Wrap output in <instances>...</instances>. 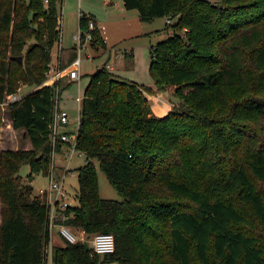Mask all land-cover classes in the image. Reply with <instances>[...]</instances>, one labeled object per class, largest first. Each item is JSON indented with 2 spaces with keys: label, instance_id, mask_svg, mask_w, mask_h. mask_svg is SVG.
Listing matches in <instances>:
<instances>
[{
  "label": "trees",
  "instance_id": "trees-1",
  "mask_svg": "<svg viewBox=\"0 0 264 264\" xmlns=\"http://www.w3.org/2000/svg\"><path fill=\"white\" fill-rule=\"evenodd\" d=\"M59 1L0 0V139L6 111L31 143L0 147V264H44L49 246L53 264H264V0H122L142 21L166 17L170 33L150 49L155 87L107 61L90 74L76 203L56 219L75 233H112L104 254L63 236L51 243L49 205L31 183L52 169L56 95L71 84L65 75L44 83L61 36ZM89 19L80 15L81 29ZM92 34L90 47L105 49L102 30ZM61 50L60 70L77 57L75 45ZM21 84L33 88L3 109ZM168 86L179 104L167 112L160 93L151 106L147 94ZM95 161L120 200L100 195Z\"/></svg>",
  "mask_w": 264,
  "mask_h": 264
},
{
  "label": "rangeland",
  "instance_id": "rangeland-1",
  "mask_svg": "<svg viewBox=\"0 0 264 264\" xmlns=\"http://www.w3.org/2000/svg\"><path fill=\"white\" fill-rule=\"evenodd\" d=\"M121 1V0H119ZM122 2V1H121ZM58 7L60 10L61 18H64L66 22V26L63 32V40L68 42V18L72 15H77L78 10H94L92 12H96L97 14L104 15V11L106 6L103 4L102 0H61L58 3ZM122 9H116L113 13L112 17L107 16L105 19V25L108 32V43L113 47L120 48L122 52H117L115 59L111 58V63H114L113 71L122 78H127L130 80H134L142 85L150 86L152 88L155 87L154 77L149 71L150 68V60L151 46L156 44L157 42L165 39L170 33V30L167 31L165 27L166 17H156L151 21H142L139 18L138 10L136 8H125L122 6ZM81 29V28H80ZM82 31H86L87 29H81ZM59 44V43H58ZM52 61L58 60L61 55V51L56 53V46L53 49ZM102 48L93 49L90 46H86L81 49V65H80V87L81 93H84V89L89 81L90 74L96 70V68L107 59V54H99L102 51ZM128 50V51H127ZM129 51L131 53V57L128 55ZM116 52V51H115ZM71 54V51L68 53V57ZM59 55V56H57ZM57 61L51 65L53 71L57 70L55 65L59 66ZM68 68L65 67L64 71ZM50 69V70H52ZM52 72V71H51ZM50 74V73H49ZM50 76V75H49ZM48 78V76H47ZM48 80V79H47ZM62 82H67V76H63ZM21 91L27 90L29 87L21 84ZM20 85V86H21ZM26 87V88H25ZM18 92L20 95L23 92ZM78 94V83L77 81L71 82L69 86H66L62 89L60 94V104L63 108H65L69 116L72 120V124L69 126V130L77 127L76 120L78 117V102L76 100V96ZM150 97L151 106L152 103L154 106H157L156 103V94H147ZM164 106L167 107V112L177 106L179 104V99L174 95V87L168 86L166 90L162 92ZM9 116L6 111L3 112L2 125H1V139L2 146L4 147H12L11 149L23 148L27 149L31 147V143L28 137L25 135L24 129L14 130L10 139L12 143L6 144L5 139L7 138L6 131L10 128ZM0 139V140H1ZM0 144V145H1ZM57 159L59 155L56 156ZM64 159V156H61ZM61 161V160H59ZM85 162L84 154L75 153L70 160V171L65 175L64 180V189L70 193H76L78 191V171L77 168ZM97 166L98 173V183H99V192L100 195L104 198L117 199L120 200V196L115 190V188L109 182L106 174L98 167V162L95 161ZM64 165L59 167L57 165L56 172L58 175H62L64 173ZM28 166H23L21 168V174L25 176L29 172ZM32 185L35 190H38L40 187H45L47 184V178L45 175L36 174L35 178L32 180ZM1 218V214H0ZM54 230V229H53ZM50 247V246H49ZM104 264V263H99ZM121 264V263H116Z\"/></svg>",
  "mask_w": 264,
  "mask_h": 264
},
{
  "label": "built area",
  "instance_id": "built-area-1",
  "mask_svg": "<svg viewBox=\"0 0 264 264\" xmlns=\"http://www.w3.org/2000/svg\"><path fill=\"white\" fill-rule=\"evenodd\" d=\"M100 28L103 32L104 26H99L93 19H89L88 27L86 31H82L78 29V31L74 35V39L76 42L77 49V57L71 62L68 66L67 70H60L57 67V70H49L48 80L46 79L44 83H52L54 80L62 77L63 75H68L71 79L78 80L80 78V65H81V49L85 48L87 45L90 46V42L94 39L92 31L95 28ZM103 41L107 43L106 38H103ZM61 36L59 40V46L61 45ZM101 66V65H100ZM108 69H112L113 65L107 61L106 64ZM99 67V66H98ZM51 69V67H50ZM52 71V72H51ZM50 73V74H49ZM50 75V76H49ZM20 88V87H19ZM19 88L16 92L8 94L6 99L1 103L3 109L7 106L8 102L19 99L22 95ZM82 97L77 96L76 100L79 105ZM55 107L53 109V116L50 123V137L52 143V152H51V163L52 169L49 174L46 175L47 184L45 187H40L38 189L39 194L45 195L47 199V203L49 205V219H50V227L54 226L57 222L56 219L60 217L65 220L68 218V215L64 213V209L70 204L68 201L69 194L64 189V180L65 175L69 168L70 160L72 156L77 154H83L76 148V139H77V130L80 121V115L76 120L77 127L74 130H67L66 126L69 121V113L66 109H63L59 106L58 94L56 95ZM61 139L65 144H62V148L60 151L55 150V146L57 143V139ZM64 150V153L62 152ZM57 155L64 156V173L62 175H58L56 172L58 161ZM58 157V158H59ZM59 224L60 234L68 239L71 242H75L77 240L88 241V243L92 247V253L104 254L107 252H112L115 248L114 244V236L112 233L108 232H96L91 236H88L84 229H79L78 233L73 232L68 226L62 223ZM44 264H53L52 255H51V246L47 249V258Z\"/></svg>",
  "mask_w": 264,
  "mask_h": 264
},
{
  "label": "crops",
  "instance_id": "crops-1",
  "mask_svg": "<svg viewBox=\"0 0 264 264\" xmlns=\"http://www.w3.org/2000/svg\"><path fill=\"white\" fill-rule=\"evenodd\" d=\"M122 1V0H121ZM121 1H119V0H102V2H103V4L106 6V9H105V11H104V15L102 14V15H100V14H97L96 12H92V11H94V10H90V9H88V10H82V9H79L78 10V14L77 15H72L71 17H69L68 18V30H67V34H68V37H70V38H68L69 40H68V42L67 41H64L63 40V32H64V29H65V26H66V22L64 21V18L62 19L61 18V16H60V23H61V33H60V35H61V45L59 46V44L56 46V53L58 52V51H60L61 49H66V50H68L69 48H71L72 46H74V45H76V42H75V39H74V35H75V33L78 31V29H80V24H79V18H80V15L81 14H86L88 17H90L91 19H93V20H95L96 21V23L99 25V26H104V29H103V35H104V37L106 38V40H107V43H106V48L105 49H102L101 51V53H99V54H103V53H105V54H107V59H106V61H108L110 64H112L113 65V68H114V63L112 62L111 63V58L112 59H117V58H119V57H121L122 56V54L119 56V57H117V58H115V55H116V53L117 52H122L123 53V51L120 49V48H117V47H113L112 45H109V43H108V37H107V35H108V32H107V28H106V25H105V19L107 18V16H109V17H112V15H113V13L115 12V10L116 9H122L123 7L122 6H124V4H123V1L121 2ZM116 51V52H115ZM128 51V50H127ZM129 53H130V51H129ZM131 53H132V51H131ZM58 56V55H57ZM131 57V56H130ZM57 61V63H59L58 62V60H56ZM56 61H54V63L56 62ZM54 63H51L50 64V66L52 65V64H54ZM56 63V64H57ZM102 64V63H101ZM100 64V65H101ZM99 65V66H100ZM54 67H58V64H57V66L55 65ZM113 68H112V70H113ZM52 69V68H51ZM53 70V69H52ZM65 76H67V82H74V81H77V83H78V94H77V96H83V93H81V87H80V78H81V73H80V78L78 79V80H76V79H71V78H69V76L68 75H65ZM24 85H26V84H24ZM26 86H28V85H26ZM29 87V86H28ZM21 88H22V85L20 86V88H19V90L21 91ZM26 88V87H25ZM33 87H29L27 90H24V91H21V92H23L21 95H24L26 92H28V91H30L31 89H32ZM160 93H162V92H158V94H160ZM76 96V97H77ZM147 97L150 99V97H149V95H147ZM78 102V101H77ZM59 106L61 107V108H63L62 106H61V104H60V99H59ZM63 109H65V108H63ZM79 109H80V105H79V103H78V116H79ZM78 118V117H77ZM9 121H10V128H8L7 129V131L5 132L6 133V135H7V138L5 139V142H6V144L8 143V144H10V143H12V140L10 139V135H11V133L14 131V130H17V129H14L13 127H12V124H11V119L9 118ZM72 122V120H71V118H70V116H69V121H68V124L67 125H65L66 126V128H67V130H69V126H70V124H72L71 123ZM75 128H73L72 130H74ZM23 130V129H22ZM10 134V135H8V134ZM2 139L0 140V144L2 143ZM0 147L1 148H3V149H6V148H12V147H4V146H2V144L0 145ZM62 152L64 153V150H62ZM59 160H61V161H59ZM57 161H58V164H59V167H62L63 166V164H64V159L60 156L58 159H57ZM69 168H70V165H69ZM68 173V172H67ZM66 173V174H67ZM67 192V191H66ZM68 193V192H67ZM77 193V192H76ZM76 193H73L72 195L70 194V193H68L69 194V198H68V201L71 203V204H75L76 203V198H75V196H76ZM54 229V230H53ZM59 224L58 223H56L54 226H52L51 227V243H61L62 242V235L60 234V231H59ZM117 262H111V263H104V264H116Z\"/></svg>",
  "mask_w": 264,
  "mask_h": 264
},
{
  "label": "water",
  "instance_id": "water-1",
  "mask_svg": "<svg viewBox=\"0 0 264 264\" xmlns=\"http://www.w3.org/2000/svg\"><path fill=\"white\" fill-rule=\"evenodd\" d=\"M21 58H22L21 56L18 57V59H21ZM84 244H85L86 246H89L88 241H84Z\"/></svg>",
  "mask_w": 264,
  "mask_h": 264
}]
</instances>
